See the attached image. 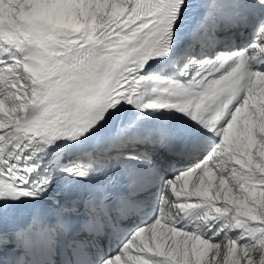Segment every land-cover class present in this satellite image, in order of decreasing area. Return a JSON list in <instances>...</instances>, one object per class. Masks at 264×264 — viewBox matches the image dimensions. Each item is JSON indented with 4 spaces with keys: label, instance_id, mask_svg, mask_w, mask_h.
Wrapping results in <instances>:
<instances>
[{
    "label": "snow or ice",
    "instance_id": "6c2138e0",
    "mask_svg": "<svg viewBox=\"0 0 264 264\" xmlns=\"http://www.w3.org/2000/svg\"><path fill=\"white\" fill-rule=\"evenodd\" d=\"M190 6L0 0V264H264V0H204L142 74ZM122 105L195 134L98 138Z\"/></svg>",
    "mask_w": 264,
    "mask_h": 264
},
{
    "label": "bare ground",
    "instance_id": "6f19581e",
    "mask_svg": "<svg viewBox=\"0 0 264 264\" xmlns=\"http://www.w3.org/2000/svg\"><path fill=\"white\" fill-rule=\"evenodd\" d=\"M193 1L194 0H189L191 6L189 7V9L187 10V12L185 13V18H184L183 24H182V26L179 29V40H177L176 37L174 36L173 44H176V43H178L180 41L181 37L184 35V33H183L184 30H186L188 28L189 20L191 18L190 17L191 16V12L190 11H191V9L193 7V5H192V2ZM244 39L239 41L241 46H243V44L246 43L247 40L250 39V36L248 35L247 32H246V35H245V38ZM152 65L153 64H152V60H151L146 65L145 70H144V72L142 74H144V75H152V74L162 73L160 75H163V73H164V76L175 75V72H173V71H165L164 70V67L152 66ZM119 112H122V114L125 113V114L131 116L132 118H135V114H137V116L138 115H142V116H152L154 114V113H145V114L137 113L129 105H122ZM150 201H151V197H150ZM178 221H179L178 224H177L178 227L185 226V227H188V229H191V225L187 221L180 220V218H178Z\"/></svg>",
    "mask_w": 264,
    "mask_h": 264
},
{
    "label": "rangeland",
    "instance_id": "374dc122",
    "mask_svg": "<svg viewBox=\"0 0 264 264\" xmlns=\"http://www.w3.org/2000/svg\"><path fill=\"white\" fill-rule=\"evenodd\" d=\"M119 114H122V112L117 113L116 116L119 115ZM114 118H115V117H114Z\"/></svg>",
    "mask_w": 264,
    "mask_h": 264
}]
</instances>
